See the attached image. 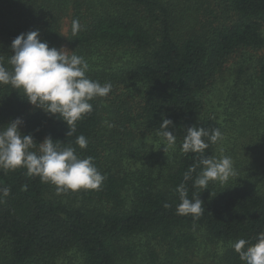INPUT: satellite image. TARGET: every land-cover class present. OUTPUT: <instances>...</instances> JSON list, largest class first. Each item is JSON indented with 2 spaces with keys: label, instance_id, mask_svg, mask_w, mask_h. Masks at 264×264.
Masks as SVG:
<instances>
[{
  "label": "trees",
  "instance_id": "16d2710c",
  "mask_svg": "<svg viewBox=\"0 0 264 264\" xmlns=\"http://www.w3.org/2000/svg\"><path fill=\"white\" fill-rule=\"evenodd\" d=\"M74 19L81 24L75 37ZM35 30L49 47L84 57L87 76L112 89L90 101L92 112L67 136L64 121L0 85V126L21 118L24 135L74 147L105 179L99 190L57 194L25 168L0 169V188L10 189L0 197V264H245L232 245L253 244L264 232V149L256 144L264 135V0H0V63L8 70L11 42ZM227 70L234 79L220 90L228 101L220 116L207 105ZM162 118L173 122L176 137L168 165L136 143L138 134H156ZM234 124L256 132L234 144L238 150L223 147L238 178L193 188L200 167L184 176L199 154L182 153L186 129L218 128L229 137ZM80 135L84 149L75 144ZM221 142L204 155L218 158ZM181 183L189 199L202 201L199 217L177 214ZM196 233L212 248L199 261L195 250L186 256ZM138 237L163 244L164 255L154 245L137 258L131 244Z\"/></svg>",
  "mask_w": 264,
  "mask_h": 264
},
{
  "label": "clouds",
  "instance_id": "9594fccd",
  "mask_svg": "<svg viewBox=\"0 0 264 264\" xmlns=\"http://www.w3.org/2000/svg\"><path fill=\"white\" fill-rule=\"evenodd\" d=\"M80 30L79 20H72L71 35L77 36ZM10 48L13 52L8 61L11 70L0 63V85H10L31 106L64 121L69 129L67 136L74 134L77 122L92 112L90 101L107 97L112 89L111 83L102 85L87 76L89 64L84 57L66 48L58 50L49 47L47 42L39 39L38 30L16 36ZM105 123L109 128L114 126L108 121ZM22 124V119L17 117L0 126V169L14 171L25 168L27 175L39 177L41 182L55 185L57 194L81 189L99 190L105 176L97 169L92 157H79L72 146L60 148L51 137H45L42 142L36 143L30 134L24 135L20 131L19 126ZM170 126H173V122L162 118L156 134L163 145L174 148L176 137ZM223 140L224 134L218 128L209 131L203 127L191 126L186 129L180 146L182 153L199 154L198 162L184 176L185 181L191 179L190 174L200 167L193 188L204 190L208 189L210 182L223 185L231 178H238L230 156L222 155L217 158L204 155L210 143L217 144ZM87 143L83 135L75 140L80 149L86 148ZM37 145L38 150L33 151ZM177 192L180 199L176 208L178 215L199 217L203 213L205 209L202 201L198 196L189 199L185 184L181 183ZM8 195L9 188H0V197ZM3 202L0 198V203ZM164 207L168 208L170 205L166 203ZM232 246L245 264H264V232L257 234L253 244L239 239Z\"/></svg>",
  "mask_w": 264,
  "mask_h": 264
},
{
  "label": "rangeland",
  "instance_id": "374dc122",
  "mask_svg": "<svg viewBox=\"0 0 264 264\" xmlns=\"http://www.w3.org/2000/svg\"><path fill=\"white\" fill-rule=\"evenodd\" d=\"M248 55H247V57H248ZM256 62H257V57H256V55H254L251 58V67L253 65H255ZM233 75L234 74L231 70H227L223 73L222 78L217 82L213 91L209 95V99H208L209 105H207V108L209 111L210 110L211 111H217L218 113H220V116H221V113H223V111L225 110V106L227 105L228 101L224 100L223 98L219 99L220 98V90L222 87L226 86L229 82L232 83ZM258 126L261 127L260 125H257V127ZM240 129H241L240 125L234 124L233 128L231 129V131H233V134H231L229 137L224 136L225 141L227 143H224L222 141L221 144H218V146L216 147L217 153L219 152L218 158L222 155H225L224 149H223V147H225V145L226 146L230 145V147L232 148L234 144H237L238 142H245L246 140H248L250 137V133H256L254 130L253 131L244 130L243 132H241L242 130L240 131ZM258 131L261 132L262 131L261 128ZM225 133L227 134V133H229V131H226ZM241 133L243 135H240ZM138 135L139 136L137 137L136 143L144 144V146H142L141 148H143L146 151H150L152 153H155L160 158H163L164 161H166L164 163V165H168L171 162L168 160L175 156L176 144H175L174 148H168L161 143L160 137H158L157 134H150L148 132V133L138 134ZM240 140H242V141H240ZM256 140H257L256 144L261 146V148L264 149V135H262V138L259 137ZM232 149L238 150L237 147L232 148ZM142 155H143V153H142ZM196 235H197V240L195 242H193V243H195L194 249L188 250L187 251L188 253L186 254V256L189 255L193 250H195L193 257L195 258V260L199 261L200 258H202L203 256H207L209 250H211L212 248L208 242H206L204 244L201 242H197L198 240L205 241L206 240L205 236L201 235L200 233H196ZM147 238L148 237H138L132 241L131 249L136 254V257L145 259V257L147 256V253L149 252V250L154 245L156 247L155 249L159 252L158 253L159 258L162 257L164 255L165 250H166L165 246H163V244H157L156 242H154V240H150L148 242L146 240ZM189 256L192 257L191 254ZM130 262H131V259H130Z\"/></svg>",
  "mask_w": 264,
  "mask_h": 264
}]
</instances>
